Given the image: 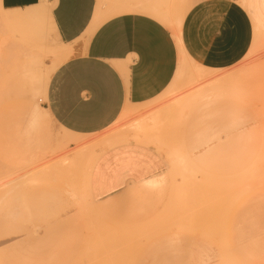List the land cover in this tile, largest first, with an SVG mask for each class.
Returning a JSON list of instances; mask_svg holds the SVG:
<instances>
[{"label": "rangeland", "instance_id": "374dc122", "mask_svg": "<svg viewBox=\"0 0 264 264\" xmlns=\"http://www.w3.org/2000/svg\"><path fill=\"white\" fill-rule=\"evenodd\" d=\"M250 38L235 64L206 67L242 96L184 107L205 84L179 59L158 96L78 136L44 104L71 48L42 3L0 5V264H264V31ZM129 147L144 156H112Z\"/></svg>", "mask_w": 264, "mask_h": 264}, {"label": "crops", "instance_id": "0c3cea01", "mask_svg": "<svg viewBox=\"0 0 264 264\" xmlns=\"http://www.w3.org/2000/svg\"><path fill=\"white\" fill-rule=\"evenodd\" d=\"M101 1L0 0L5 9L42 3L57 39L71 48L48 81L44 104L61 129L78 136L105 130L123 108L168 88L181 53L201 66L226 68L245 53L253 26L264 31V0H126L143 7L120 11L113 4L121 0ZM119 154L129 161L144 156L131 147L112 156ZM139 167L125 175L137 178Z\"/></svg>", "mask_w": 264, "mask_h": 264}, {"label": "bare ground", "instance_id": "6f19581e", "mask_svg": "<svg viewBox=\"0 0 264 264\" xmlns=\"http://www.w3.org/2000/svg\"><path fill=\"white\" fill-rule=\"evenodd\" d=\"M101 1V0H100ZM103 2H105V1H107V0H102ZM101 1V3H103ZM125 2H126V0H125ZM123 0H121V1H116L114 4H113V10H116V11H120V10H125V9H132V8H138V7H143V5L141 6L140 4L141 3H130L131 1H127L126 3H125ZM129 2V3H128ZM112 7V6H111ZM145 7V6H144ZM109 9V8H108ZM173 23H171L170 25H172ZM175 25L173 24L171 27H173V29H174V32L176 31V28H177V26H175ZM257 32V31H256ZM257 34V33H256ZM257 39V38H256ZM253 40H254V37H253ZM254 42H255V40H254ZM255 44V43H254ZM253 45V44H252ZM263 47V46H262ZM181 51H182V49H181ZM182 52H184V51H182ZM248 53H250V52H248ZM246 57V56H245ZM32 61V60H31ZM180 63H181V65L183 66V67H185L186 69L184 70V71H186V73H187V71L188 72H190L191 74H192V76L193 77H195L194 79H200V80H202V83H200V84H202V85H204L205 84V86L204 87H202L201 89L199 88V90H198V88H197V91H195L194 93H192V96H190L189 97V99H187L186 101H184L183 100V102H185V105H187V106H184V104H183V106L184 107H190V106H192L193 107V105H197L198 103H200L201 101H204V100H209V99H211V98H214V97H216V95L217 94H221V93H223V94H225L226 92L227 93H231L232 95H236L237 96V94L239 95V96H242L243 94L239 91V89H241V91L243 90L242 88H241V86L239 85V84H237V82H234V81H232V82H230V83H228V78H227V76H225V77H221L220 75V77L221 78H219V79H209V75H210V77H213L212 76V73H213V71L212 72H210V71H208V68H206V67H204V66H201V65H199L198 63H195V62H193L192 60H190L188 57H187V55H185L184 53H181V61H180ZM182 67H181V71H182ZM213 70V69H212ZM215 70H217V69H215ZM215 72V71H214ZM220 72V71H219ZM226 73V72H225ZM30 74V73H29ZM184 74V73H183ZM214 74H216V73H214ZM21 75V74H20ZM179 75V74H178ZM177 75V76H178ZM185 75V74H184ZM183 75V76H184ZM223 75V74H222ZM186 76V75H185ZM23 77H24V75H23ZM25 78V77H24ZM179 78V77H178ZM181 78H183V77H181ZM181 78H179V80H181ZM206 79V78H208L209 80H207V83H205V82H203L204 80L203 79ZM214 78V77H213ZM216 78V77H215ZM217 78H218V76H217ZM20 79V78H19ZM18 79V80H19ZM200 80H198V81H200ZM179 83V82H178ZM178 83H177V85H178ZM196 83V82H195ZM195 83H193V84H195ZM199 84V83H198ZM207 84V85H206ZM181 85H183V83H181ZM201 85V86H202ZM240 87H239V86ZM189 86V85H188ZM193 86V85H192ZM181 86H179V89H182V88H184V87H182V88H180ZM177 89V88H176ZM191 90V89H190ZM238 91L240 92V94L238 93ZM177 92H179L178 91V89H177ZM182 92H183V90H182ZM184 92H185V90H184ZM220 92V93H219ZM225 92V93H224ZM243 92V91H242ZM237 93V94H236ZM182 94V93H181ZM11 94H9V96H10ZM171 95H173V93L171 94ZM177 95V94H176ZM228 95H230V94H228ZM231 95V96H232ZM227 96V95H226ZM173 97V96H172ZM181 97V96H180ZM221 97V96H220ZM238 97V96H237ZM177 98H178V96H177ZM173 102V101H175V100H171L170 99V101L168 102L169 104H170V102ZM165 106V105H164ZM180 106V105H179ZM162 108V107H161ZM175 108V107H174ZM164 109V108H163ZM190 110V109H189ZM160 111V110H159ZM126 112H127V110H126V107L125 108H123V110H122V112H121V114H120V116H122L123 114H126ZM180 113V112H179ZM188 113V112H187ZM175 114V113H174ZM181 114V113H180ZM184 115H185V113H184ZM187 115V114H186ZM186 117V116H185ZM146 118H148V117H146ZM146 119H144L143 120V122H142V124H138L137 122H135L137 125V127L136 128H134V136H136V137H139V135H140V133H142V132H144L145 130L146 131H149V130H151L152 128H154L155 129V123H157V122H155V120H154V118H151V121H149L148 119V121H145ZM134 127V126H133ZM152 131H153V129H152ZM135 138V137H134ZM65 146V145H64ZM25 185V184H24ZM182 205V204H181ZM203 216H205V215H203ZM112 245V244H111ZM108 248H109V246H108ZM105 249V248H104ZM98 254H101V253H98ZM107 255V254H106ZM100 256H102V254L100 255ZM113 257V256H112ZM105 258V257H104ZM96 259H98L97 257H96ZM100 259H101V257H100ZM114 259V258H113ZM111 260V259H110ZM116 261V260H115ZM105 262V261H104Z\"/></svg>", "mask_w": 264, "mask_h": 264}]
</instances>
